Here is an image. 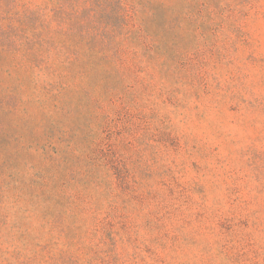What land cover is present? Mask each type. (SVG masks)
<instances>
[{
    "label": "rangeland",
    "instance_id": "rangeland-1",
    "mask_svg": "<svg viewBox=\"0 0 264 264\" xmlns=\"http://www.w3.org/2000/svg\"><path fill=\"white\" fill-rule=\"evenodd\" d=\"M0 264H264V0H0Z\"/></svg>",
    "mask_w": 264,
    "mask_h": 264
}]
</instances>
